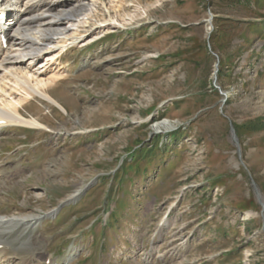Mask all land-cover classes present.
Segmentation results:
<instances>
[{"label": "rangeland", "instance_id": "1", "mask_svg": "<svg viewBox=\"0 0 264 264\" xmlns=\"http://www.w3.org/2000/svg\"><path fill=\"white\" fill-rule=\"evenodd\" d=\"M95 1L81 42L31 68L61 79L66 112L28 100L49 132L0 134V213L39 216L11 246L30 264H264V0Z\"/></svg>", "mask_w": 264, "mask_h": 264}, {"label": "bare ground", "instance_id": "2", "mask_svg": "<svg viewBox=\"0 0 264 264\" xmlns=\"http://www.w3.org/2000/svg\"><path fill=\"white\" fill-rule=\"evenodd\" d=\"M128 1L108 0V9L117 13L125 8L124 3ZM95 4V0H0V18L5 16L4 22L0 21V35L6 38L5 46L0 42V134L3 128L12 126L49 132L50 128L26 109L31 105L28 100L33 103L45 102V108L53 106L66 112L65 107L51 94L52 90L59 88L55 85L62 84L61 79L41 80L39 72H33L31 68L36 64H41V69L48 65L42 66L41 63L48 47L57 48L62 56L68 46L81 42L89 33L90 21L100 18L98 13L86 18L87 9ZM81 15L84 17L75 29L67 28L68 25L73 26L74 19ZM117 25L123 28L121 23ZM54 59L53 56L51 60ZM21 110L28 116L25 117ZM170 126L168 121L163 120L151 128L166 131ZM0 178L8 179L6 175H0ZM79 191L76 190L67 199H73ZM38 219V215L9 216L0 213V264H30V258L16 253L9 240L15 226L25 224L24 230L35 231ZM159 258H162L160 254L154 260Z\"/></svg>", "mask_w": 264, "mask_h": 264}, {"label": "water", "instance_id": "3", "mask_svg": "<svg viewBox=\"0 0 264 264\" xmlns=\"http://www.w3.org/2000/svg\"><path fill=\"white\" fill-rule=\"evenodd\" d=\"M212 19V15L209 14V21ZM208 48H209V45H208ZM215 56V58L218 60L217 56L215 54H213ZM217 64H218V61L216 62V65L215 67H217ZM216 72V71H215ZM213 87L218 89L219 88L216 86V83H215V80L213 81ZM219 94L223 97V100H222V103L225 102L226 98H227V95L225 93H222L220 90H219ZM230 133H231V139H232V142L233 144L236 146L237 148V151H239V145H238V142H237V138L235 136V133H234V130H233V127L230 125ZM252 188L256 194V199H257V202L259 203V205L261 206V214L263 213V210H264V205L261 201V198L259 196V193L257 192V189H256V186L255 184L252 182Z\"/></svg>", "mask_w": 264, "mask_h": 264}]
</instances>
